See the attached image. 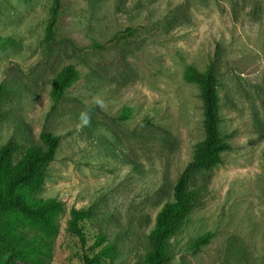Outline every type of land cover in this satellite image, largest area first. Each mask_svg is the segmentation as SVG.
I'll use <instances>...</instances> for the list:
<instances>
[{"label": "rangeland", "instance_id": "1", "mask_svg": "<svg viewBox=\"0 0 264 264\" xmlns=\"http://www.w3.org/2000/svg\"><path fill=\"white\" fill-rule=\"evenodd\" d=\"M53 0H0V149L11 161L60 138L41 197L62 203L45 264H141L159 208L203 138L202 101L187 67L212 61L219 134L229 149L189 173L193 212L169 240L166 264H264V0H63L53 42ZM76 79L52 103L66 66ZM125 109L129 117L122 119ZM84 210V248L69 231ZM210 233L205 245L193 242ZM0 264H34L0 254Z\"/></svg>", "mask_w": 264, "mask_h": 264}, {"label": "trees", "instance_id": "2", "mask_svg": "<svg viewBox=\"0 0 264 264\" xmlns=\"http://www.w3.org/2000/svg\"><path fill=\"white\" fill-rule=\"evenodd\" d=\"M62 5L63 0H53L51 16L46 27L47 44L53 42L55 29L63 12ZM212 66L211 61L203 72L192 67H187L185 71V80L197 84L200 90L204 135L195 144L191 162L173 185L170 199L155 215L154 225L148 234L149 248L141 264H166L169 261V240L193 212L197 203V191L188 187L189 173L193 170L212 169L221 162L222 154L229 149L228 143L217 129L219 114ZM76 73L70 65L57 73L51 85L52 103L64 96L65 91L75 81ZM121 117L127 119L129 110L125 109ZM40 140L42 145L27 147L14 163L10 158L12 145L8 143L0 149V254L30 260L34 264H45L49 257L48 244L42 236L26 233L20 222L12 216L21 218L24 223L48 236L55 232L57 216L62 211L60 201L41 197V183L46 176L47 166L55 159L60 138L47 131L40 134ZM86 215L82 209H73L69 220V231L78 238L82 248L85 245V235L79 222L85 219ZM210 237L211 234L206 233L197 238L192 246L198 248L205 245ZM96 247L99 249L92 255L82 253L83 264H101L110 256L109 246H102L101 241L96 240Z\"/></svg>", "mask_w": 264, "mask_h": 264}]
</instances>
